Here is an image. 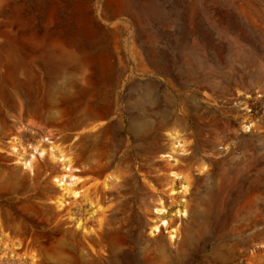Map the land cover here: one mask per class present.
<instances>
[{"label":"rangeland","instance_id":"374dc122","mask_svg":"<svg viewBox=\"0 0 264 264\" xmlns=\"http://www.w3.org/2000/svg\"><path fill=\"white\" fill-rule=\"evenodd\" d=\"M0 264H264V0H0Z\"/></svg>","mask_w":264,"mask_h":264},{"label":"bare ground","instance_id":"6f19581e","mask_svg":"<svg viewBox=\"0 0 264 264\" xmlns=\"http://www.w3.org/2000/svg\"><path fill=\"white\" fill-rule=\"evenodd\" d=\"M51 146V145H50ZM37 147V146H36ZM54 147V146H53ZM52 146L50 147V151L52 152V157L55 159V160H60L63 164H66L67 162H68V160L65 158V157H56V155H54V148H53ZM35 149V148H34ZM22 150V149H21ZM22 151H24V150H22ZM35 151L36 152H38L39 153V156H44V155H46V153L48 152L47 150H42V151H40L39 152V150L36 148L35 149ZM13 153V152H12ZM14 153H15V151H14ZM16 155V154H15ZM22 157V156H21ZM51 157V158H52ZM34 158H36V154H32V158L30 159V161H28V162H25L24 163V165L23 166H25L26 168H29L30 170L32 169V159H34ZM42 158V157H41ZM19 162V161H18ZM20 164V163H19ZM34 165V164H33ZM65 169L66 170H68V172L69 171H72V167H68V165H66L65 166ZM32 172V171H31ZM56 180V182L58 183V185L60 186V187H62V190L63 189H65V186L67 185V175H63L62 177H59V178H56L55 179ZM76 195H78V192L76 193ZM162 212V211H161ZM162 224H165V225H167L168 224V222L167 221H164ZM154 230H159V224L158 225H155L154 226ZM171 232V237L172 238H174V237H176V232H178L177 231V229L176 228H174L172 231H170Z\"/></svg>","mask_w":264,"mask_h":264}]
</instances>
